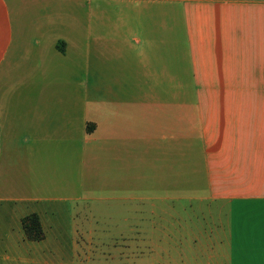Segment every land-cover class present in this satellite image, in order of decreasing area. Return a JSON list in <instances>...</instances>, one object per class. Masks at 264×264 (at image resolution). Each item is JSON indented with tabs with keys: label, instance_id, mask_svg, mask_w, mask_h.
<instances>
[{
	"label": "crops",
	"instance_id": "1",
	"mask_svg": "<svg viewBox=\"0 0 264 264\" xmlns=\"http://www.w3.org/2000/svg\"><path fill=\"white\" fill-rule=\"evenodd\" d=\"M107 12L116 15L110 26ZM63 17L69 32L55 25ZM100 24L109 29L94 31ZM179 40L186 62L176 78ZM77 69L85 85L116 87L86 100L100 115L84 118L85 132L99 130L118 161L126 147L140 158L138 147L156 151L155 172L167 166L156 176L162 186L149 191V214L187 200L181 212L199 216L171 225L177 233L164 240L185 252L177 263L163 250L164 263L264 264V0H0V205L11 206L19 229L29 213L43 227L40 203L57 182L45 178V152L55 147L48 142L74 129L71 107L45 87L61 81V70L76 85ZM190 150L202 180L194 206L185 184ZM141 195H133L139 204L150 197ZM6 223L0 240L8 245Z\"/></svg>",
	"mask_w": 264,
	"mask_h": 264
},
{
	"label": "rangeland",
	"instance_id": "2",
	"mask_svg": "<svg viewBox=\"0 0 264 264\" xmlns=\"http://www.w3.org/2000/svg\"><path fill=\"white\" fill-rule=\"evenodd\" d=\"M60 10L62 13L68 11L64 5H61ZM110 13L107 12L103 17L104 21L107 16L110 17L108 26L114 22L116 16ZM34 14L30 15V19L26 22H34ZM38 20L40 29H45L47 24L43 15H39ZM60 21L64 22L55 25L62 30L63 25H66L65 30L69 32V18L63 17ZM108 26L100 24L97 29L94 28V31H105L109 29ZM176 30L178 31L179 28L177 27ZM181 40H179L180 46H174L176 56L174 55L173 68L176 78L186 62ZM93 66L99 68L100 63L94 60ZM66 73L67 71L61 70V81L45 87L46 94L61 95L62 105L68 110L71 107V122H74V129L71 126L69 134H59L57 139L49 141L48 144L54 142L55 147L52 149L50 146L49 151L45 152V178L47 180L49 177H57L55 178L57 182L54 181L53 188L49 186L45 188L44 194L46 196L49 194L50 199L40 203L46 210L42 215L43 238L37 241L28 240L23 236L22 238L21 229L12 224L14 213L11 211V206L1 203L0 235L5 234L8 220V245L4 244V239L0 240V262L3 264H165L163 250H168L179 263L185 249H175V241L164 240L165 234L177 233L170 228L176 222L195 221L199 217L195 213L196 210L193 212L185 207V212L182 213L180 208L183 206L182 203L187 205V200H181L179 206L176 205L167 214L161 212L149 214V203L155 202L149 191L152 192L157 189L156 187L162 186L163 182H157L156 176L163 170L168 173L167 166L163 165L162 169L156 167L158 171L155 172L150 153L155 156L156 151L152 149L138 151V147L135 152H139L140 158L133 161L131 153L133 150L131 147H126L124 159L118 161L114 151L102 147L99 130L92 135L85 132L84 118L89 116L94 117L95 120V115L98 114L95 112L97 107L94 102H92L94 109L89 113L86 100L92 95L99 99L103 91H106L107 95L116 94V87L85 85L83 70L79 69L76 73L80 82L74 85L63 77ZM121 89L125 90V93L132 92V87L122 86ZM99 115L100 113L96 117L97 121ZM173 157L176 158V155ZM52 164L55 165L53 171L49 169L52 168ZM200 171L196 152L192 153L190 150L188 183L185 184L189 190L188 204L192 206L196 203L192 196L201 191ZM134 193L142 194L141 196L145 193L150 197L145 203L139 204L133 199ZM149 225L155 228L152 229ZM165 225L170 228L166 233L163 230ZM4 255L8 256V261H2Z\"/></svg>",
	"mask_w": 264,
	"mask_h": 264
},
{
	"label": "trees",
	"instance_id": "3",
	"mask_svg": "<svg viewBox=\"0 0 264 264\" xmlns=\"http://www.w3.org/2000/svg\"><path fill=\"white\" fill-rule=\"evenodd\" d=\"M20 226L26 239L37 241L43 238L42 229L35 213H29L21 217Z\"/></svg>",
	"mask_w": 264,
	"mask_h": 264
}]
</instances>
